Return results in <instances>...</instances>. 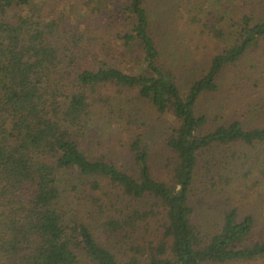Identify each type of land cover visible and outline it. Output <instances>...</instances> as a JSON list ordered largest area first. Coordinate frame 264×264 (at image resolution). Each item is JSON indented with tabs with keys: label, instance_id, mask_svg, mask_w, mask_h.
I'll return each mask as SVG.
<instances>
[{
	"label": "trees",
	"instance_id": "obj_1",
	"mask_svg": "<svg viewBox=\"0 0 264 264\" xmlns=\"http://www.w3.org/2000/svg\"><path fill=\"white\" fill-rule=\"evenodd\" d=\"M248 5L179 0L189 39L219 47L188 66L186 86L146 0H0V264H264L249 208L228 198L206 229L194 202L207 156L219 166L242 153L249 176L262 162L242 152L264 147V18ZM231 68L244 112L212 120L201 101ZM136 101L172 120L161 174ZM99 118L108 137H95ZM67 172L102 240L65 209ZM212 177L209 192L226 190L228 178Z\"/></svg>",
	"mask_w": 264,
	"mask_h": 264
},
{
	"label": "rangeland",
	"instance_id": "obj_2",
	"mask_svg": "<svg viewBox=\"0 0 264 264\" xmlns=\"http://www.w3.org/2000/svg\"><path fill=\"white\" fill-rule=\"evenodd\" d=\"M149 8V12L151 14V18L156 23V31L159 35L162 36L165 42V51L167 62L174 66L179 64L180 66V79L183 85H188L190 82V74L192 73V69L188 68L189 65L192 67H199L206 65L208 60V56L211 54H215L218 51L217 45H214L213 42L206 43L205 41L199 38L198 41H191L189 39L190 31L187 30L186 20L184 18V14L178 11L177 4L179 0H146ZM249 1V9L252 13H261L264 18V0H248ZM229 10H235L234 5H227ZM188 32V33H187ZM200 42V44H197ZM163 47V46H162ZM181 60V61H179ZM179 62V63H178ZM184 65H187V68L183 70ZM182 66V67H181ZM239 72L237 68L229 69L225 74H223L222 78V91L214 94L203 97L200 107L203 113L208 114L211 119H215L216 117L224 116L228 119L239 116L244 112L241 105L237 103L239 96V92L236 88H234L233 83L234 79ZM137 111L135 112L138 115V118H144L146 120L147 126L145 127V133L147 135V139L150 143L151 149L153 151V167L155 172L161 174L159 170L161 160L163 156L159 157V150L157 148L159 142H161L162 135L169 131L170 123H172L171 119L167 117H163L160 114H156L154 110L151 109L150 106L143 102L136 103ZM95 128L97 131L95 132V137L103 134L109 136L111 133V126L108 125L105 119L99 118L96 121ZM160 149V148H159ZM262 150V151H261ZM242 152L251 154L249 160L250 162L254 161V157L262 158L261 163L254 166L253 174L251 176L246 175L249 171L251 164L244 165V156L241 153V156H238V162L231 164H220L215 165H207V162L210 160H215L213 156H207L203 159L200 167V174L198 177V181L195 185V206L197 208V221L200 225L206 226V229H209L207 219H214L218 216L219 205L228 198L234 200L237 204L239 203L241 206L245 208H249L256 216L259 222L258 231L255 233L256 237L264 236V179L263 174H261V166L264 163V147L258 148L256 151H251V149L243 150ZM258 152V153H257ZM262 152V154H261ZM217 158L221 160V157L217 155ZM210 167L213 169L212 172H209ZM223 175L229 179H225L229 184L224 183L225 186L224 191L217 193L216 189L208 190V186L215 185L212 176H216L218 179V175ZM246 176V177H245ZM249 176V177H247ZM257 176L261 177V181L258 185L256 178ZM62 188L65 191L64 194V207L68 209L70 213L82 219L85 222H88L90 225H93L94 230L98 234V229L96 223L91 219V213L85 203H83L80 199V193L83 190L82 185L80 184L77 190L72 189V185L77 182H80V178L73 173H64L62 177ZM256 183V186L253 184ZM221 186V185H220ZM220 191L221 188H218ZM248 193L244 202H241L243 199L242 195L244 193ZM229 199V201H232ZM255 201V203H251V201ZM100 240L102 237L98 234Z\"/></svg>",
	"mask_w": 264,
	"mask_h": 264
}]
</instances>
